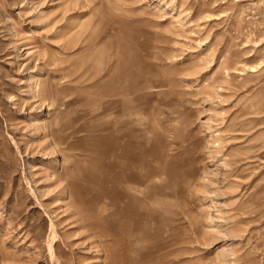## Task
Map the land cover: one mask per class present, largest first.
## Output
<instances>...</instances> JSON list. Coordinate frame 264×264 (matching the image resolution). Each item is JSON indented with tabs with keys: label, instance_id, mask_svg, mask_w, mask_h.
<instances>
[{
	"label": "rangeland",
	"instance_id": "obj_1",
	"mask_svg": "<svg viewBox=\"0 0 264 264\" xmlns=\"http://www.w3.org/2000/svg\"><path fill=\"white\" fill-rule=\"evenodd\" d=\"M0 264H264V0H0Z\"/></svg>",
	"mask_w": 264,
	"mask_h": 264
},
{
	"label": "crops",
	"instance_id": "obj_2",
	"mask_svg": "<svg viewBox=\"0 0 264 264\" xmlns=\"http://www.w3.org/2000/svg\"><path fill=\"white\" fill-rule=\"evenodd\" d=\"M135 169H136V168H135ZM125 170L128 171L126 168H125ZM125 170H124V171H125ZM131 172H132V171H131V169H130V170L128 171V173L131 174ZM134 174H135V176H136V171H135V173L133 172V173L130 175V177L133 176Z\"/></svg>",
	"mask_w": 264,
	"mask_h": 264
}]
</instances>
